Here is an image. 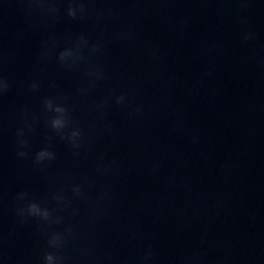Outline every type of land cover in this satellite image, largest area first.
Returning a JSON list of instances; mask_svg holds the SVG:
<instances>
[{"label":"water","instance_id":"obj_1","mask_svg":"<svg viewBox=\"0 0 264 264\" xmlns=\"http://www.w3.org/2000/svg\"><path fill=\"white\" fill-rule=\"evenodd\" d=\"M68 2L0 0V264H264V0Z\"/></svg>","mask_w":264,"mask_h":264},{"label":"clouds","instance_id":"obj_2","mask_svg":"<svg viewBox=\"0 0 264 264\" xmlns=\"http://www.w3.org/2000/svg\"><path fill=\"white\" fill-rule=\"evenodd\" d=\"M85 7V4L81 2V0H69L66 9L67 14L68 16L76 17L78 12L80 14H83ZM251 35V33H245L244 38L249 39L251 38ZM80 40L85 43L87 42L83 36L80 37ZM77 47L79 46L77 45ZM93 47H95V45H93ZM77 55H79V53H77ZM57 56L59 61L63 63L69 58L73 57V49L70 47L62 48L57 53ZM94 75L99 78L101 76V73L99 71H96ZM6 87L7 82L2 77H0V90ZM31 87H37L35 81L32 82ZM125 98V94L122 92L115 97V102L117 104L123 103L125 101ZM43 107L45 110L51 113L47 120L48 126L56 133H58L61 139H66L74 149L78 148L80 145L79 138L82 136V130L78 126H72L69 110L66 105L63 103L54 102V99L52 97H45L43 98ZM135 111H140L139 105L136 106ZM19 155L24 156L25 153L23 151H20ZM54 158L55 153L49 147H41L34 154V160L37 163L51 161ZM72 191L79 194L80 186L78 184L72 185ZM19 195L22 198L25 194L20 193ZM54 199H56L57 201H63L65 198L63 195L57 193L54 195ZM17 212L21 217H24L26 214L27 216L38 217L44 221H49L51 217V210L35 200H28L23 206L17 209ZM73 212H75V209H73ZM52 219H54L56 223H60V217H54ZM64 231L70 232L71 227H66ZM63 241V233L53 231L49 234L47 243L52 248H58L63 243ZM145 255L150 256L151 252H146ZM43 264H60V258L53 251H45L43 255Z\"/></svg>","mask_w":264,"mask_h":264}]
</instances>
